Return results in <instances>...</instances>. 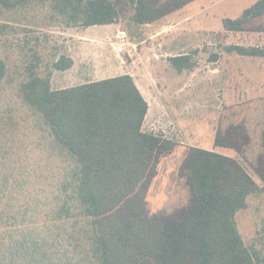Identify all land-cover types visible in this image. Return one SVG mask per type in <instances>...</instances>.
I'll return each instance as SVG.
<instances>
[{
	"label": "trees",
	"instance_id": "trees-1",
	"mask_svg": "<svg viewBox=\"0 0 264 264\" xmlns=\"http://www.w3.org/2000/svg\"><path fill=\"white\" fill-rule=\"evenodd\" d=\"M193 1L0 0V47L12 46L19 28L113 25L130 5L129 26L140 27ZM263 15L259 0L241 18L225 20V29L244 31L247 21ZM43 35L44 42L31 39L44 52ZM229 50L264 58V47ZM39 51H22L34 55L18 97L42 132L46 155L33 160L18 126L0 123V264H264V254L247 247L238 229V213L260 188L237 158L189 148L181 169L189 205L169 216H149L146 195L160 159L179 143L144 130L149 103L131 75L54 90V72L70 70L74 61L58 48L43 66ZM169 62L178 73L195 66L186 54ZM8 77L0 56V84ZM235 131L242 140L247 136L245 143L232 140ZM248 134L243 126L225 139L218 133L215 146L242 153ZM262 138L254 171L264 188V133Z\"/></svg>",
	"mask_w": 264,
	"mask_h": 264
},
{
	"label": "rangeland",
	"instance_id": "rangeland-1",
	"mask_svg": "<svg viewBox=\"0 0 264 264\" xmlns=\"http://www.w3.org/2000/svg\"><path fill=\"white\" fill-rule=\"evenodd\" d=\"M258 1L195 0L152 25L140 27L129 26L130 5L125 12L121 11L120 19L112 27L19 28L11 38L14 44L0 47V56L9 67V77L0 84V123L10 121L17 125L33 160L43 158L46 153L41 145L42 132L18 97L24 71L34 55L22 51L39 49L46 66L56 49L69 54V47L82 42L80 35H89L91 39L75 55L78 64L74 72L89 76L79 81L106 75L133 76L150 104L144 130L179 143L172 153L160 159L158 175L146 195L148 215L169 216L189 205L190 189L181 173L189 148L237 158L260 188L259 195L249 199L248 208L238 213V229L247 247H256L264 254V188L254 171L263 153L264 58L241 56L229 50L232 46L264 47V15L247 21L244 31H226L224 24L227 19L241 18ZM33 14L36 20L42 18L38 12ZM29 31L32 32L27 34ZM121 32H125L132 45L129 50L133 57L129 53L117 56L113 49ZM43 34L48 36L44 52L42 44L35 46L36 41L31 39L41 36L44 42ZM25 38L31 40L29 46L24 44ZM181 54L191 56L195 64L192 72L178 73L169 62V58ZM213 56H217L216 60ZM104 65V75H96ZM58 83L55 80L54 90L60 86ZM66 83L64 86L77 84L71 79H66ZM239 126L246 127L250 137V144L242 153L235 148L215 146L218 133L225 139L229 130ZM235 134L234 142L245 143L247 136L242 140L238 132Z\"/></svg>",
	"mask_w": 264,
	"mask_h": 264
},
{
	"label": "crops",
	"instance_id": "crops-1",
	"mask_svg": "<svg viewBox=\"0 0 264 264\" xmlns=\"http://www.w3.org/2000/svg\"><path fill=\"white\" fill-rule=\"evenodd\" d=\"M107 26L112 27L113 25H106V27ZM100 27H103V26H100ZM79 38L81 39L82 42H80L78 45H76V47H69L68 48V50L70 52L67 55H69L73 59L74 66L68 71H64V72L56 71V72H54V75L52 77V87L53 88L55 87V80H56V82L59 81L58 85H60L59 87L56 88V90H61V89H65V88H68V87H74V86L83 85V84L89 83V82L101 81V80H105V79H108V78H112V77L106 75V77H104V78H97L98 77L97 76L96 78H92L90 80H86V81L84 80V82L79 81V79H86L89 76H86V75L83 76V75H81L82 74L81 72L79 74V71L78 72H74L75 68H76V66L78 64L77 63L78 57L76 58L75 55H78L79 50L81 52L84 49V47H82V45L85 44V42L88 41V39H91V37L89 35H86V34L83 35L82 34V35H80ZM98 50H99V48H98ZM103 62H104V59H103ZM100 68H101V70H99L98 74H96V75H104V71L105 70L103 68L106 69V65H104V67H100ZM66 79H71V80L75 81V83H77V84L76 85L64 86V84H67L66 83ZM135 82H136L137 87L139 88V90L141 91L143 96L145 97L141 86L139 85V83H137V81H135ZM145 99L147 100V98H145ZM147 102H148V100H147ZM149 110H150V104H149ZM148 116H149V111H148V114L146 116V120L148 119Z\"/></svg>",
	"mask_w": 264,
	"mask_h": 264
},
{
	"label": "built area",
	"instance_id": "built-area-1",
	"mask_svg": "<svg viewBox=\"0 0 264 264\" xmlns=\"http://www.w3.org/2000/svg\"><path fill=\"white\" fill-rule=\"evenodd\" d=\"M116 38L119 40V43H114L113 49L115 50L117 56L129 53V56L133 57V55H131V51L129 50L131 49L132 45L127 39L125 32H121L119 35L116 36Z\"/></svg>",
	"mask_w": 264,
	"mask_h": 264
}]
</instances>
